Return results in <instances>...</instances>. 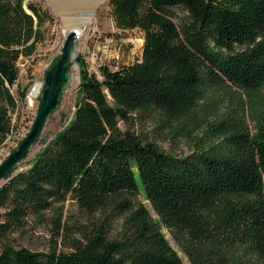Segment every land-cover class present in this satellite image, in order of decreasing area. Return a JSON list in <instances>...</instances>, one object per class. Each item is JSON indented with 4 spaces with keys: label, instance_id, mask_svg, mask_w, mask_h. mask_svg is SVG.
Here are the masks:
<instances>
[{
    "label": "trees",
    "instance_id": "obj_1",
    "mask_svg": "<svg viewBox=\"0 0 264 264\" xmlns=\"http://www.w3.org/2000/svg\"><path fill=\"white\" fill-rule=\"evenodd\" d=\"M117 29L139 30L141 56L95 73L81 67L68 125L30 164L0 184V264H264V0H109ZM53 16L30 0H0V144L11 131L18 61L46 38ZM250 103L207 123L193 151L175 156L119 122L131 113L194 121L208 90ZM248 117L253 126L245 121ZM138 173L143 191L135 178ZM143 193L153 218L136 197ZM67 197L87 210L111 203L125 232L70 242L69 251L10 243ZM166 230L176 248L165 237Z\"/></svg>",
    "mask_w": 264,
    "mask_h": 264
},
{
    "label": "rangeland",
    "instance_id": "obj_2",
    "mask_svg": "<svg viewBox=\"0 0 264 264\" xmlns=\"http://www.w3.org/2000/svg\"><path fill=\"white\" fill-rule=\"evenodd\" d=\"M30 1L46 9L54 21L46 24V38L37 46L35 53L31 57L19 59L18 80L11 87V91L15 96L24 89L27 93L37 81L42 83V89L33 106H29L24 100L18 101V106L11 114L9 139L0 144L1 162L30 131L44 88L45 72L59 56L65 36L73 28L82 31L80 37L75 40V57L80 55V61L71 68V81L65 88L58 109L47 117L39 138L31 146L27 156L17 164L12 175L27 169L51 144L57 133L70 122L76 109L81 67L84 66L100 79L101 65L106 64L111 69H116L131 63L141 56L143 44V35L139 30L122 31L116 28L109 0H105L97 7L94 5L95 0ZM205 95L208 99L206 103H201L202 111L194 121L187 119L185 124H181L160 115L134 112L130 114L127 122H119V127L121 130L134 132L142 141L153 143L161 151L175 156L188 155L195 147L196 137L203 136L209 121L226 116L232 113V110L242 107L246 111L249 110L250 103L247 97L235 88H229L226 92L211 89ZM257 97L264 102V89L258 92ZM245 121L251 129L252 122L248 117ZM135 178L139 190L144 192L138 173H135ZM135 200L142 203L153 218L156 217L143 193H139ZM2 212L3 209L0 208V214ZM57 214L61 225L58 234H55V228L47 221L34 228L27 226L22 232H13L10 235V243L25 246L33 251L47 252L52 249L69 251L70 242L96 234L99 228L106 230L110 239L120 238L125 232V227L127 228L124 221L126 213L120 212V209L111 203L95 210H87L74 199L67 197L45 216L48 219L51 215ZM163 232L171 246L176 248L169 233L164 229ZM177 252L183 264H191L180 251Z\"/></svg>",
    "mask_w": 264,
    "mask_h": 264
},
{
    "label": "water",
    "instance_id": "obj_3",
    "mask_svg": "<svg viewBox=\"0 0 264 264\" xmlns=\"http://www.w3.org/2000/svg\"><path fill=\"white\" fill-rule=\"evenodd\" d=\"M75 54L74 30H69L59 56L45 72L44 88L30 131L0 163V184L12 175L17 164L27 156L31 146L39 138L47 117L58 109L65 88L71 81V68L80 61V55L75 57Z\"/></svg>",
    "mask_w": 264,
    "mask_h": 264
},
{
    "label": "bare ground",
    "instance_id": "obj_4",
    "mask_svg": "<svg viewBox=\"0 0 264 264\" xmlns=\"http://www.w3.org/2000/svg\"><path fill=\"white\" fill-rule=\"evenodd\" d=\"M105 2V0H95V7L103 4ZM74 30V28L72 29ZM77 33L80 34L82 33V31L80 29H77ZM42 89V83L37 81L36 83L33 84V86L30 88V98L36 97L38 96V94L40 93ZM9 139V135L7 136L6 140L7 141Z\"/></svg>",
    "mask_w": 264,
    "mask_h": 264
},
{
    "label": "built area",
    "instance_id": "obj_5",
    "mask_svg": "<svg viewBox=\"0 0 264 264\" xmlns=\"http://www.w3.org/2000/svg\"><path fill=\"white\" fill-rule=\"evenodd\" d=\"M74 34H75V40L80 37L79 34L77 33V30H74ZM36 98H37V96L36 97H33V98H30V89H29L28 92L25 93V96H24L23 100L29 106H33L34 103H35V101H36ZM3 142H6V141H3ZM6 156H7V154H6ZM0 163H1V159H0Z\"/></svg>",
    "mask_w": 264,
    "mask_h": 264
}]
</instances>
